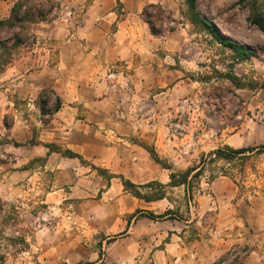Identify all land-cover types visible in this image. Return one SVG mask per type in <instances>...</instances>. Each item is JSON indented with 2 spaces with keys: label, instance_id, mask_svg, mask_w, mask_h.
Listing matches in <instances>:
<instances>
[{
  "label": "crops",
  "instance_id": "crops-1",
  "mask_svg": "<svg viewBox=\"0 0 264 264\" xmlns=\"http://www.w3.org/2000/svg\"><path fill=\"white\" fill-rule=\"evenodd\" d=\"M72 1L85 7L78 32L84 48L62 33L52 44L36 42L20 51L0 74V199L21 197L31 209L46 205L61 220L91 229V240L124 232L133 243L129 255L139 264H214L229 253L223 264H230L235 246L247 249L238 264H264L260 197L247 200L237 180L223 176L201 182L192 209L191 192L170 185L172 173L196 162L194 153L186 155L188 136L171 138V99L193 94L189 77L199 66L181 53L185 41L152 34L143 11L163 0ZM117 63L128 69L120 87L112 88L107 68ZM233 123L221 122V146L253 148L260 145L256 132L264 145V121L250 114ZM51 145L82 159L65 157ZM122 178L142 194L163 185L165 198H137ZM180 201L188 216L169 219L167 232L156 228V219L131 218L137 211L164 214ZM212 226L220 232L216 242L205 236Z\"/></svg>",
  "mask_w": 264,
  "mask_h": 264
},
{
  "label": "rangeland",
  "instance_id": "rangeland-1",
  "mask_svg": "<svg viewBox=\"0 0 264 264\" xmlns=\"http://www.w3.org/2000/svg\"><path fill=\"white\" fill-rule=\"evenodd\" d=\"M17 1L0 0V21L10 16ZM251 2L255 10L264 15V0ZM31 4L43 10L46 18L31 25L33 39L20 51L31 49L36 42L38 47L52 44L62 33L64 40L78 41L84 48L85 40L78 32L85 23V7L80 8L72 0H32ZM197 4L202 15L223 36L254 50L257 56L247 61L235 59L231 50L218 43L203 27L193 23L187 0L156 3L165 12L161 24L156 23V28L161 29L162 26V36L171 33L176 41H185L181 53L186 51L187 57L199 66L198 70L191 71L192 76L189 77L193 94L171 99V138L179 140L188 136L184 147L186 155L187 152L196 155V162L191 168H203L199 177L191 178L190 206L194 209L197 205L201 182L209 185L215 178L223 176L237 180L240 192L247 200L254 201V197H260L259 200L264 203V148L258 149L264 145L259 132L255 133V142L260 145L253 147L254 151L233 162L210 161L213 151L225 147L218 141L221 122L233 120V124H240L250 114L255 122L264 121V35L252 25V11L241 6L239 0H198ZM0 37L9 40L12 32L0 29ZM248 108L251 110L248 111ZM235 117L238 118L235 120ZM184 148H181L182 151ZM155 190V193L145 195H158L161 189L155 185ZM16 200L18 202L13 198L0 199V264H139L140 258L129 255L133 243L124 240V232L107 236L98 233L91 240V234L87 233L92 232L91 229L89 231L71 220H61L46 205L37 203L31 209L24 206L21 197ZM211 211L214 212V208ZM165 214L164 218L156 219L159 222L156 228L161 233L167 232L169 219L188 216L187 208L181 201L173 210L156 216ZM205 236L216 242L220 232L212 226ZM103 242L106 244L103 245ZM246 250L233 247L231 254L237 256L230 264L242 262ZM229 256L230 253L214 264L227 263Z\"/></svg>",
  "mask_w": 264,
  "mask_h": 264
},
{
  "label": "trees",
  "instance_id": "trees-1",
  "mask_svg": "<svg viewBox=\"0 0 264 264\" xmlns=\"http://www.w3.org/2000/svg\"><path fill=\"white\" fill-rule=\"evenodd\" d=\"M32 0H18L11 11L10 16L0 21V29L12 32V37L9 40H3L0 37V74L5 72L6 69L11 65L14 59L17 57L20 49L26 46L32 39L33 34L31 31V25L34 23L42 22L46 18V14L43 10L37 8V6L31 4ZM198 0H187V5L190 11V17L194 24L203 27L207 32H209L213 38L220 43L223 47L231 50L234 54L235 59L239 61H247L253 57L257 56L254 50H250L238 42L223 36L216 27L205 18L202 13L198 10ZM50 2V1H48ZM239 4L243 7H248L252 11L251 23L256 26L264 35V15L255 10V5L251 0H239ZM143 14L145 16L146 22L149 24L151 32L155 36H162L163 28H156V23L161 24L165 12L160 5L151 4L145 7ZM236 81V78H230ZM52 151L62 153L68 158H80V156L74 154L69 150H63L57 146H49ZM264 147H262L263 149ZM253 148H242L233 149L230 147L218 148L213 151L210 161L212 163L216 161H227L233 162L238 157L243 156L247 152H252ZM153 157L164 167H167L157 156V154L151 150ZM203 168L197 170V168H189L184 173H172L171 174V187L185 186L188 191L191 190V178H197L201 175ZM197 171V172H195ZM193 172H195L193 174ZM193 174V176H191ZM125 189L137 198L144 199L146 201L161 200L165 198V193L162 191L165 187L163 185L157 184L161 189L158 195L149 196L142 194L139 191V187L132 184L128 180L122 178ZM151 187V186H145ZM191 192V191H190ZM146 216L150 219L164 218V216H156L151 212L146 214L137 211L131 218L138 216ZM130 218V219H131ZM129 219V221H131Z\"/></svg>",
  "mask_w": 264,
  "mask_h": 264
},
{
  "label": "built area",
  "instance_id": "built-area-1",
  "mask_svg": "<svg viewBox=\"0 0 264 264\" xmlns=\"http://www.w3.org/2000/svg\"><path fill=\"white\" fill-rule=\"evenodd\" d=\"M126 64H115L107 69V80L111 81L112 88L120 87V80L125 78L127 71Z\"/></svg>",
  "mask_w": 264,
  "mask_h": 264
}]
</instances>
